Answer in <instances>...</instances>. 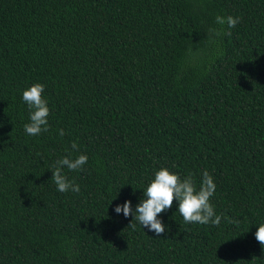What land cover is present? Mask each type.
<instances>
[{
    "label": "trees",
    "instance_id": "1",
    "mask_svg": "<svg viewBox=\"0 0 264 264\" xmlns=\"http://www.w3.org/2000/svg\"><path fill=\"white\" fill-rule=\"evenodd\" d=\"M37 82L49 128L32 136ZM80 153V191L58 192L51 168ZM161 167L197 187L207 170L220 223L174 200L155 237L113 211ZM261 223L264 0H0V264H264Z\"/></svg>",
    "mask_w": 264,
    "mask_h": 264
},
{
    "label": "clouds",
    "instance_id": "2",
    "mask_svg": "<svg viewBox=\"0 0 264 264\" xmlns=\"http://www.w3.org/2000/svg\"><path fill=\"white\" fill-rule=\"evenodd\" d=\"M239 20V16L217 15L215 17L217 24L227 25L229 29L234 27ZM210 31L219 35L216 29H210ZM44 89L45 85L37 82L22 91L21 99L29 109L28 123L24 124V131L28 135L36 136L48 131L50 108L47 98L43 95ZM59 134L61 136L64 134L63 129L59 130ZM72 147L76 148L77 146L73 144ZM87 161L88 156L84 153H80L74 159L68 155L59 158L50 170L52 172L51 180L56 185V190L61 193L79 192L80 185L69 179L64 169L80 170ZM216 187L213 176L207 170L202 172L199 187H197L191 174L181 176L180 173L167 167H161L154 172L153 178L144 187L142 198L135 208L130 200H125L122 204H116L113 211L118 215L122 213L125 218L131 214L141 228L152 233L155 237H160L170 231L160 214L171 208L174 200L177 204L176 212L186 223L216 225L220 223L221 215L216 213L210 200L215 194ZM254 235L256 240L264 245V223L257 226Z\"/></svg>",
    "mask_w": 264,
    "mask_h": 264
}]
</instances>
